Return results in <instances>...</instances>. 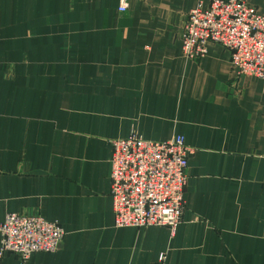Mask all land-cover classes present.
Wrapping results in <instances>:
<instances>
[{"label": "crops", "instance_id": "obj_1", "mask_svg": "<svg viewBox=\"0 0 264 264\" xmlns=\"http://www.w3.org/2000/svg\"><path fill=\"white\" fill-rule=\"evenodd\" d=\"M210 2L0 0V224L64 231L56 252L0 264H264V81L217 44L181 53L188 13ZM132 133L192 151L174 231L114 227L111 141Z\"/></svg>", "mask_w": 264, "mask_h": 264}, {"label": "built area", "instance_id": "obj_2", "mask_svg": "<svg viewBox=\"0 0 264 264\" xmlns=\"http://www.w3.org/2000/svg\"><path fill=\"white\" fill-rule=\"evenodd\" d=\"M128 0H118L125 13ZM181 53L189 60L204 57L209 44L230 53V64L239 76L264 81V14L242 0H211L196 6L184 22ZM110 196L116 228L164 226L174 231L181 222L191 149L184 137L146 141L132 133L111 141ZM63 229L40 216L5 215L0 224V261L5 253L24 262L33 253H54ZM164 255L158 257L161 263Z\"/></svg>", "mask_w": 264, "mask_h": 264}]
</instances>
